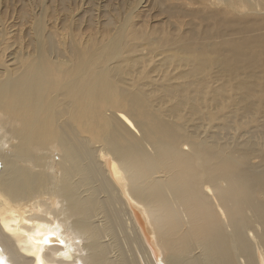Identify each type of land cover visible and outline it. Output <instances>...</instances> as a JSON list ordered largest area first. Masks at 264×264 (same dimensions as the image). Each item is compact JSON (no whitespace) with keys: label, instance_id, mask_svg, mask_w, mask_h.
<instances>
[{"label":"bare ground","instance_id":"obj_1","mask_svg":"<svg viewBox=\"0 0 264 264\" xmlns=\"http://www.w3.org/2000/svg\"><path fill=\"white\" fill-rule=\"evenodd\" d=\"M21 1L0 264H264V0Z\"/></svg>","mask_w":264,"mask_h":264},{"label":"rangeland","instance_id":"obj_2","mask_svg":"<svg viewBox=\"0 0 264 264\" xmlns=\"http://www.w3.org/2000/svg\"><path fill=\"white\" fill-rule=\"evenodd\" d=\"M61 2V0H57ZM92 1H97L99 5V9L95 10L96 14H101L102 10L104 9V5L107 3H113L118 5H125L127 0H87V3L83 5V8H88ZM2 4L0 5V8H3V11L5 9H9V11L12 13V16H14L15 26L17 23H21V9H22V1L21 0H1ZM145 10L142 13L143 19H145V22L148 26H156L159 24H166L171 25L175 22V19H169L165 16V14H162L161 7L162 5L158 4L156 0H144ZM38 10V7H37ZM19 16V18H18ZM10 20V19H9ZM187 20V18H186ZM15 26H12L15 27Z\"/></svg>","mask_w":264,"mask_h":264},{"label":"snow or ice","instance_id":"obj_3","mask_svg":"<svg viewBox=\"0 0 264 264\" xmlns=\"http://www.w3.org/2000/svg\"><path fill=\"white\" fill-rule=\"evenodd\" d=\"M46 242H47V240H46ZM60 243L63 244V241H60Z\"/></svg>","mask_w":264,"mask_h":264}]
</instances>
